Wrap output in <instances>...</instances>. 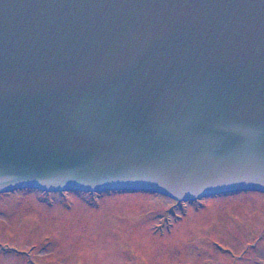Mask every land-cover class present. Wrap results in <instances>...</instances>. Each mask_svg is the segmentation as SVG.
Masks as SVG:
<instances>
[{
  "label": "water",
  "instance_id": "water-1",
  "mask_svg": "<svg viewBox=\"0 0 264 264\" xmlns=\"http://www.w3.org/2000/svg\"><path fill=\"white\" fill-rule=\"evenodd\" d=\"M264 187V0H0V190Z\"/></svg>",
  "mask_w": 264,
  "mask_h": 264
},
{
  "label": "rangeland",
  "instance_id": "rangeland-1",
  "mask_svg": "<svg viewBox=\"0 0 264 264\" xmlns=\"http://www.w3.org/2000/svg\"><path fill=\"white\" fill-rule=\"evenodd\" d=\"M0 264H264V192H2Z\"/></svg>",
  "mask_w": 264,
  "mask_h": 264
},
{
  "label": "bare ground",
  "instance_id": "bare-ground-1",
  "mask_svg": "<svg viewBox=\"0 0 264 264\" xmlns=\"http://www.w3.org/2000/svg\"><path fill=\"white\" fill-rule=\"evenodd\" d=\"M202 212H203V211H202ZM202 212H201V213H202ZM183 219H184V218H183ZM185 220H186V219H185ZM185 220H183L182 222H184ZM180 224H181V223H180Z\"/></svg>",
  "mask_w": 264,
  "mask_h": 264
}]
</instances>
